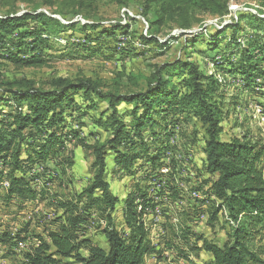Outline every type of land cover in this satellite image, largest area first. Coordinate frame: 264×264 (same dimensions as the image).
Listing matches in <instances>:
<instances>
[{
  "label": "trees",
  "instance_id": "trees-1",
  "mask_svg": "<svg viewBox=\"0 0 264 264\" xmlns=\"http://www.w3.org/2000/svg\"><path fill=\"white\" fill-rule=\"evenodd\" d=\"M231 1L144 0L141 14L151 27L173 22L180 30L187 31L199 20L192 18L193 14L227 15ZM53 14L44 11L0 13V58L18 68L43 67L48 62L44 46H48L52 38L67 35L69 31L83 33L81 45L84 47L93 41L102 43L116 37L118 31L128 36L127 24L71 22ZM150 14H153V20H149ZM239 17L237 22L227 24L228 30H234L230 44L238 43L236 33L243 20L252 26L253 36L258 41L264 40L263 16L246 12ZM31 22L36 23L31 26ZM205 33L186 36L182 48L185 57L158 66L140 90L124 94L105 92L91 79L72 81L66 78L52 82L50 89L36 87L32 80L26 78L0 87V103H8L11 108L10 111L0 110V204L15 200L20 207H25L28 203L45 201L52 208L46 215L51 214L56 225L44 228L36 235L24 230L21 239L30 241L33 248L24 254L21 264H55L57 257L73 258L77 264H143L145 257L156 251L150 242L146 220L151 205L150 195L140 188V182L136 183V190L129 192L123 200L114 194L107 179L108 161L110 158L113 160L115 173L132 177L144 172V166L149 165L152 173L139 176L138 181L153 177L161 180L163 175L179 174L175 157H171L169 162L163 160V152L168 148L163 146L164 138L176 134L174 129L181 119L175 115H191L205 130L204 177L190 190L189 198L195 203L182 206V213L189 216L207 207V211L203 209L200 212L207 213L208 224L214 228L221 215L229 229L228 240L223 245L199 237L201 249L212 255V264H264L263 246L257 244L264 230V142L248 136L222 139L223 123L227 117L219 91L222 81L192 60ZM222 34L220 30L210 32L209 43L216 45ZM139 39L144 44L165 46L156 36L140 34ZM88 49L92 50L93 46H88ZM127 49L120 46L122 52ZM240 51L235 63L232 57L236 52L228 55L227 62L234 65L229 72L240 74L246 89L258 90L264 85V80L257 82L264 79V66L260 63L264 58H258L255 49L249 46ZM79 93L85 104L77 101ZM97 101L106 102L107 107L99 108ZM92 109H100L98 116L91 115L92 119L109 132L104 140H97L94 144L85 138L79 140L81 146L92 151V179L81 192L72 196L51 192L48 184L54 173L46 162L67 148L69 135L78 137L80 130H69V119H79L77 125L81 127L82 117L88 116ZM76 111L78 114L75 116ZM71 155L74 156L72 151ZM72 156L62 160L63 173L74 165ZM39 165L43 171L32 177L26 175ZM7 167L8 172L4 169ZM35 179H39L41 184H37ZM6 180L8 187L5 194H1ZM168 198L177 204L184 196L173 188ZM121 202L127 232H122L116 222L115 214ZM92 208H96L105 221L101 231L106 236L107 249L84 234ZM169 218L166 213L165 225ZM186 230L190 231L188 227ZM1 241L7 242L8 239L3 237ZM166 246L173 247L169 242ZM83 249L87 250V255L82 253Z\"/></svg>",
  "mask_w": 264,
  "mask_h": 264
},
{
  "label": "rangeland",
  "instance_id": "rangeland-1",
  "mask_svg": "<svg viewBox=\"0 0 264 264\" xmlns=\"http://www.w3.org/2000/svg\"><path fill=\"white\" fill-rule=\"evenodd\" d=\"M143 2L144 0H0V13L22 14L25 11H44L49 14L54 13L53 15L58 18L71 22L79 20L107 25L122 23L129 26L128 36L125 37L118 31L116 37L104 38L102 43L93 41L88 43L87 47L81 45L84 42V35L78 30L52 38L49 45L44 46L48 62L43 67L18 68L0 58V87H6L13 80L26 78L32 80L36 87L50 89L52 82L59 78H66L72 81L91 79L100 90L105 92L124 94L128 91L140 90L146 86L158 66L185 57L182 48L186 36L192 35L191 33H205L208 29L197 44L198 52L193 55L192 60L199 63L207 73H214L216 78L222 81L219 91L224 100V109L227 111L222 139L248 136L252 140L264 142V85L258 87V90L246 89L241 75L229 72L234 65L227 62L228 55L234 52L236 53L232 61L234 63L238 61L240 49L246 46L255 49L258 58H264V40L258 41L257 37L253 36L255 31L251 25H247V20L241 22L236 33L239 37L238 43L230 44L234 30L227 29V24L237 22L241 13H259L264 17V0H232L229 6L230 13L224 16L195 13L192 18L199 20L192 29L187 31L180 30L173 22L162 27H151L147 18L141 14ZM153 18V14H150L149 20ZM35 23L30 24L34 26ZM218 30L223 34L216 45L210 44L209 33ZM140 34L156 36L165 46H157L155 43L144 44L139 39ZM172 37L175 38L172 39ZM90 45L93 46L92 50L88 49ZM120 46L128 49L122 52ZM260 63L264 66V62ZM263 80L261 78L257 82H263ZM76 99L79 104L86 103L81 93L76 95ZM97 99L95 97V100ZM97 102L99 108L107 107L106 102ZM0 110L10 111L11 108L8 103L1 102ZM99 111L100 109H92L88 116L82 117L83 126L81 127L77 125L79 119H69V130L74 128L80 132L78 137L73 138L69 135L67 148L58 154L59 156L48 158L46 162L51 168L50 171L54 173L53 179L48 184L51 192H62L72 196L81 192L92 179V151L81 146L79 140L85 138L87 142L94 144L97 140H104L109 135L108 131L99 127L92 119V116H98ZM77 114L78 111L75 112V116ZM175 116L181 119L174 129L176 134L164 138L166 142L163 146L168 148L163 152V160L169 162L171 157H175L179 164V174L176 172L171 176L163 175L161 180H154L153 177L138 181L139 176L141 178L152 173L148 168L149 165H145L144 172L135 177L126 176L113 171L114 162L110 158L107 179L111 183L113 193L122 200L129 192L136 190L137 182H140V188L150 195L148 196L151 198V205L146 220L149 226L150 242L155 246L156 251L148 254L143 264H212V255L201 249L202 241L198 238L204 237L219 245L226 243L229 229L223 222V217L219 216V222L213 228L208 224L207 213L200 212L203 209L207 211V207L197 210V214L190 213L189 216L182 213V206L192 202L189 196L192 194L190 190L196 186L194 183L198 185L204 177L205 130L191 115ZM71 151L74 156L71 155ZM68 155L74 159V165L63 173L64 167L61 162ZM4 169L8 172L9 167ZM42 169V165L35 166L33 170H28L26 175L32 177L33 174L43 171ZM18 174L21 173L18 172ZM36 182L41 184L39 179ZM8 184L6 180L1 194H5ZM173 188H177L179 194L184 196L183 202L179 201L175 204L169 200L168 197ZM8 203L0 204V264H21L24 254L31 250L30 247L33 248L30 246V241H22L24 230L28 229L29 234L36 235L44 228H54L56 225L51 219V214L46 215L52 211V208L45 201L38 204L28 203L25 207H20L15 200ZM122 206V202L118 204L115 217L120 230L127 232L121 211ZM90 211L92 214L89 223L84 227V234H87L95 244L107 249L108 242L101 231L105 221L96 208ZM165 212L170 216L167 225L163 223L166 221ZM172 217H175L173 221ZM187 227L189 232L186 230ZM3 237H6L8 241H1ZM168 242L173 246L172 248L166 246ZM257 242L258 245L263 246L264 250V230ZM82 253L87 255L88 252L83 249ZM57 260L55 264H77L73 258L57 257Z\"/></svg>",
  "mask_w": 264,
  "mask_h": 264
},
{
  "label": "crops",
  "instance_id": "crops-1",
  "mask_svg": "<svg viewBox=\"0 0 264 264\" xmlns=\"http://www.w3.org/2000/svg\"><path fill=\"white\" fill-rule=\"evenodd\" d=\"M229 140V139H228ZM262 165L264 166V158H263V162H262Z\"/></svg>",
  "mask_w": 264,
  "mask_h": 264
},
{
  "label": "water",
  "instance_id": "water-1",
  "mask_svg": "<svg viewBox=\"0 0 264 264\" xmlns=\"http://www.w3.org/2000/svg\"><path fill=\"white\" fill-rule=\"evenodd\" d=\"M54 17H58V16H55V15H54Z\"/></svg>",
  "mask_w": 264,
  "mask_h": 264
},
{
  "label": "built area",
  "instance_id": "built-area-1",
  "mask_svg": "<svg viewBox=\"0 0 264 264\" xmlns=\"http://www.w3.org/2000/svg\"><path fill=\"white\" fill-rule=\"evenodd\" d=\"M258 112H259V110H258ZM165 171V170H164Z\"/></svg>",
  "mask_w": 264,
  "mask_h": 264
}]
</instances>
